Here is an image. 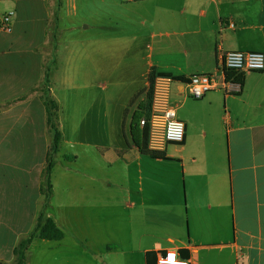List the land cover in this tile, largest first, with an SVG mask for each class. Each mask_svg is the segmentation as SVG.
I'll use <instances>...</instances> for the list:
<instances>
[{
  "label": "crops",
  "instance_id": "0c3cea01",
  "mask_svg": "<svg viewBox=\"0 0 264 264\" xmlns=\"http://www.w3.org/2000/svg\"><path fill=\"white\" fill-rule=\"evenodd\" d=\"M0 5L8 8L0 15V264H14L24 238L37 252L22 264H155L160 240L192 264H264V68L241 72L237 94L213 89L196 99L184 82L216 72L218 49L264 53V0ZM158 73L173 77L170 100L185 132L152 155L135 145L130 121ZM50 97L60 120L57 146L48 132ZM72 146L91 164L56 169L51 182L53 158ZM154 170L176 186L184 182L185 197L178 192L176 200L186 215L167 218L172 212L159 200L158 228L150 229L141 213ZM117 187L139 198L124 201L122 215ZM51 202L54 214L44 209ZM41 215L63 230L61 239L36 235Z\"/></svg>",
  "mask_w": 264,
  "mask_h": 264
},
{
  "label": "built area",
  "instance_id": "2783aa9c",
  "mask_svg": "<svg viewBox=\"0 0 264 264\" xmlns=\"http://www.w3.org/2000/svg\"><path fill=\"white\" fill-rule=\"evenodd\" d=\"M8 12L2 16L1 27L10 30ZM232 26V23H229ZM217 71L189 75L184 82L189 94L201 98L206 92L221 89L225 94H237L241 83L237 76L245 70L260 71L264 68V53L261 51H225L218 49ZM173 77L165 74H154L151 91L144 116L140 125L147 124V148L154 152L164 150L169 142L180 143L184 139L185 125L176 116L170 100ZM155 264H192L190 258L180 255L167 240H160L154 245ZM173 257V258H170Z\"/></svg>",
  "mask_w": 264,
  "mask_h": 264
},
{
  "label": "rangeland",
  "instance_id": "374dc122",
  "mask_svg": "<svg viewBox=\"0 0 264 264\" xmlns=\"http://www.w3.org/2000/svg\"><path fill=\"white\" fill-rule=\"evenodd\" d=\"M8 8H6L4 5H0V15H2L1 11L2 10H7ZM52 101L54 104L57 102V100L53 97L49 98V101ZM223 106V105H222ZM50 113H51V124L54 125V127L58 130V132H60V125H59V117L57 112L53 109L51 110L50 108V104L48 107ZM55 114H56V118H55ZM54 129V128H53ZM221 134L222 136L225 135V124L222 126V130H221ZM52 133L54 134V130H52ZM80 148H77L75 146L72 147H62L61 149L59 148L58 150V154H56V156L53 158V164L51 167V182L54 181V172L56 169H59L63 166H69L71 168V170H74L75 168H87L89 167V165L91 164V162H89V160L83 156H77V151ZM223 149H224V145H223ZM62 153H66L69 154L70 153L74 156H76L75 160H70L68 161L67 159L63 158V154ZM226 150L223 151V162H227V154ZM191 154V150L190 148L187 149L184 153L185 157H189ZM188 165V164H187ZM88 180V179H87ZM207 183V182H206ZM150 185L149 186H145L144 191L147 190L148 195L146 196L147 199V203L149 204L148 208L146 210H144V212H142L141 214H144V222H143V226L145 228H150L151 227H156V229L158 228V224H159V212L161 211V208L155 206L154 204H158L159 200L160 202H166V206L167 209L172 212L171 215H166L167 218H170L172 220H178L181 221V219H184L185 215H186V206L185 203L183 202L182 205L177 204V194L178 192H181L182 195L186 194V188H185V184L184 182H182V180L180 181L179 179V184L174 185L173 182H171V180L169 179H164L162 178V174L158 171V170H154L153 171V176L150 180ZM186 186L188 187V197L191 196V184L188 182L186 183ZM123 187V186H122ZM122 187H117V190H120V195H119V201H120V206H119V214L122 215L123 211H125V208L123 207V202L126 201L128 205H133L132 201L133 199L138 200L139 198L137 197V192H135L134 190H131L129 194H127L125 192L126 189H123ZM121 188V189H120ZM207 190V188H206ZM188 206L190 207V199H188ZM55 204L54 202L50 203L49 205H46L45 212L46 213H55L54 210ZM159 208V209H158ZM66 212H69V210L66 209ZM137 212V211H136ZM227 215L225 214V224L227 222V220L229 219V216L227 217ZM136 227L137 225H139L140 223L138 221H135ZM121 226V225H120ZM123 227V226H122ZM159 235V234H158ZM25 236H23L22 238H24ZM36 248L33 244H28V246H26V249L24 250V258L28 261L32 256L34 257L36 255Z\"/></svg>",
  "mask_w": 264,
  "mask_h": 264
},
{
  "label": "trees",
  "instance_id": "16d2710c",
  "mask_svg": "<svg viewBox=\"0 0 264 264\" xmlns=\"http://www.w3.org/2000/svg\"><path fill=\"white\" fill-rule=\"evenodd\" d=\"M154 74L150 78V84L147 89V102L146 104L144 103L143 105L139 104V106L135 109V111L132 114L131 121H130V134L132 137V140L134 141L135 145L139 149V151L144 152V153H151L152 155H156L157 152L151 151L147 148V133H148V126L147 124H144L143 126L140 125V119L142 116H144V113L147 109V103L148 99L150 96V91H151V82L153 79ZM238 78V77H237ZM241 78V75H239V79ZM49 100V98H48ZM50 104L51 110H55L57 112V104L53 103L51 100L48 101ZM49 112V111H48ZM56 118V114H55ZM57 119V118H56ZM51 113L48 115V122L51 121ZM52 128H54V140L57 144L60 142V133L58 130L54 127V125H48V132L49 134H52ZM74 157V156H72ZM51 164V163H49ZM49 167V165H48ZM48 184V181L46 179L42 180L41 183V191L45 194L46 185ZM36 235L39 238L43 239H61L64 235V232L61 228L57 226L55 221L51 217H46L44 215H41L39 218V226L37 228V233ZM26 241L27 238H24L20 241L18 246L15 247L14 249V264H22L24 260V250L26 246ZM180 254L185 257V254L183 252H180ZM195 264V258L193 260Z\"/></svg>",
  "mask_w": 264,
  "mask_h": 264
},
{
  "label": "snow or ice",
  "instance_id": "6c2138e0",
  "mask_svg": "<svg viewBox=\"0 0 264 264\" xmlns=\"http://www.w3.org/2000/svg\"><path fill=\"white\" fill-rule=\"evenodd\" d=\"M170 258H173V257H170Z\"/></svg>",
  "mask_w": 264,
  "mask_h": 264
}]
</instances>
